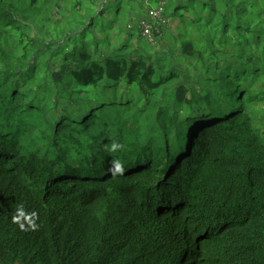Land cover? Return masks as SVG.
<instances>
[{
  "label": "trees",
  "instance_id": "trees-1",
  "mask_svg": "<svg viewBox=\"0 0 264 264\" xmlns=\"http://www.w3.org/2000/svg\"><path fill=\"white\" fill-rule=\"evenodd\" d=\"M60 1L0 0V264H264V0H167L179 55Z\"/></svg>",
  "mask_w": 264,
  "mask_h": 264
},
{
  "label": "rangeland",
  "instance_id": "rangeland-1",
  "mask_svg": "<svg viewBox=\"0 0 264 264\" xmlns=\"http://www.w3.org/2000/svg\"><path fill=\"white\" fill-rule=\"evenodd\" d=\"M131 14L129 15L131 23V27L133 32L137 34L136 31L139 32L137 27L138 22L147 14L151 4L149 0H129ZM97 12V2L96 0H61L60 7H54L47 16L50 17L51 20H39L36 23L35 31L38 35L45 37L48 42H51L53 45H58L60 41L63 40L65 33L70 30L72 32H68V34L77 35L81 30H72L75 28V25L81 20H86L89 13L95 14ZM168 13V10H167ZM177 22H173L171 20L170 25L167 27H163L164 34L156 33L154 37V44L158 47L160 51H170L174 50L175 55H179L183 52L184 47L182 48V43L178 40L179 36L176 31L184 32L186 27L177 30ZM188 28H193V26H189ZM197 30H191V32L187 33L188 36H185L184 39L191 38H201V39H193L190 42H193L195 46L200 47L201 45H207V37L208 34L206 32V28L197 27ZM203 29V31L201 30ZM80 30V31H79ZM75 32V33H74ZM18 37L21 40V46L24 45V48L29 47L32 41L29 39L28 33L21 32L20 30L16 31ZM140 33V32H139ZM138 35V34H137ZM135 36V35H134ZM204 36V38H203ZM165 37V38H164ZM158 38H164L161 41H158ZM203 38V39H202ZM79 40H82L80 38ZM68 45H71V42H68ZM54 62V60H53ZM52 64V62H50ZM88 90L89 88H84ZM261 110H264V106H260Z\"/></svg>",
  "mask_w": 264,
  "mask_h": 264
},
{
  "label": "built area",
  "instance_id": "built-area-1",
  "mask_svg": "<svg viewBox=\"0 0 264 264\" xmlns=\"http://www.w3.org/2000/svg\"><path fill=\"white\" fill-rule=\"evenodd\" d=\"M166 4L167 0H164L159 6L152 7L137 24L141 35L152 44H154L155 32L160 31L159 25L162 27L170 25L171 18L166 12Z\"/></svg>",
  "mask_w": 264,
  "mask_h": 264
}]
</instances>
